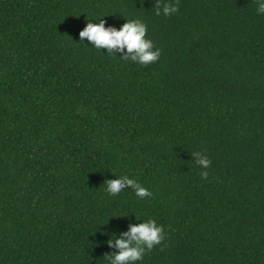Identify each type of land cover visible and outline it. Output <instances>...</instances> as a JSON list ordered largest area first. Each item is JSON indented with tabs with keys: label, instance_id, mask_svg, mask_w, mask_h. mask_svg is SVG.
<instances>
[{
	"label": "trees",
	"instance_id": "1",
	"mask_svg": "<svg viewBox=\"0 0 264 264\" xmlns=\"http://www.w3.org/2000/svg\"><path fill=\"white\" fill-rule=\"evenodd\" d=\"M155 3L0 0V264H109L108 239L150 217L166 239L136 264H264V15ZM100 18L144 21L159 60L81 41ZM121 175L153 196L109 195Z\"/></svg>",
	"mask_w": 264,
	"mask_h": 264
},
{
	"label": "clouds",
	"instance_id": "2",
	"mask_svg": "<svg viewBox=\"0 0 264 264\" xmlns=\"http://www.w3.org/2000/svg\"><path fill=\"white\" fill-rule=\"evenodd\" d=\"M257 14L264 15V0H256ZM156 15L171 16L179 11V0H156L154 5ZM105 20L93 23L88 19L86 26L79 32L81 41L85 38L96 49H106L107 53L131 60L143 66L155 63L159 60L161 50L156 48L154 42L147 38V24L139 18L127 19L120 28L105 26ZM195 163L203 170L200 176L207 180L208 168L211 167V159L201 151L192 152ZM114 173V172H113ZM116 179H106V191L111 196H116L126 188H131L140 199L153 196V193L141 183L128 175L117 176ZM137 220H141L136 216ZM166 239L164 226L157 223L154 218L143 220L142 223L130 224L128 231L120 233L119 237L113 235L107 241L109 247L117 251L105 253L104 258L109 264H136L143 260L146 252H151L156 246L162 245ZM161 250H163L161 248Z\"/></svg>",
	"mask_w": 264,
	"mask_h": 264
}]
</instances>
